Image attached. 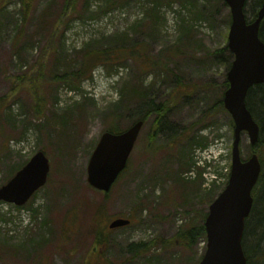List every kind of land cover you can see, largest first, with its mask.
I'll list each match as a JSON object with an SVG mask.
<instances>
[{"label": "rangeland", "instance_id": "obj_1", "mask_svg": "<svg viewBox=\"0 0 264 264\" xmlns=\"http://www.w3.org/2000/svg\"><path fill=\"white\" fill-rule=\"evenodd\" d=\"M112 1L77 0L74 10L63 18L58 37L60 39L61 33L64 34L65 49L73 55L72 59H76V53L87 45L132 28L139 33L138 42L149 43L150 55L168 50L184 38L188 45L180 60L188 81L196 85L211 83L216 85L219 95L224 92L229 70H226L223 58L216 61L202 58L205 49L219 50L228 43V15L231 13L226 4H219L217 21L211 26L208 21L194 17L206 6L204 0L199 1L198 7H193L190 0H176L173 7L162 9V20H157L153 30L149 24L154 22L147 17V12L145 17L142 2L110 9ZM209 1L215 4V0ZM65 2L34 0L33 10L24 20L21 0H13L9 9L0 14V96L8 95L10 102L0 114V184L11 168L28 163L39 151H44L50 160L52 179L51 184L36 193L26 210L0 206V264H85L94 241L87 228L92 214L100 207L103 210L98 219L104 227L115 218L130 219L132 223L113 232L108 252L102 260L94 259V262L191 264L190 260L204 255L206 241L187 250L169 240L180 228L196 219L192 211L208 212L212 200L226 187L221 184L209 188L203 178H187L196 162L201 161L199 148H206L215 140H223L231 167L233 119L228 111L220 110L208 117L207 127L195 125L191 128L200 119L205 102L197 106L184 105L172 120L178 132H187L195 138L192 148L186 142H180L170 150L151 146L145 129L132 153L129 170L108 197L92 189L87 182L90 158L102 134L113 124L116 108L124 103L121 113L125 115L130 107L116 90L136 79V62L130 60L121 69L123 76L118 83L104 76L98 68L94 79L83 81L80 90L68 84L56 87L50 82L41 91L40 115L35 113L36 101L27 88L13 92L17 76L32 75ZM186 26L193 28L184 33L182 29ZM45 59L50 79V72L55 71V57L48 55ZM154 82L155 76H149L146 85ZM158 82L157 89L163 91L161 79ZM213 95L210 91V95L203 94L201 98L208 101ZM130 126L125 119L119 123L122 131ZM163 141L165 144L167 140ZM241 145L243 158L248 159L252 147L247 133L243 134ZM263 192V188L259 193L255 189V207L263 203ZM79 201L86 202L85 207L82 206L80 227L74 211L67 219L68 210ZM252 218L248 223L254 231L257 221ZM141 243L143 246H138ZM132 244L135 246L130 248ZM245 244L246 249H250V244ZM255 263L263 264V257L251 254L249 264Z\"/></svg>", "mask_w": 264, "mask_h": 264}, {"label": "trees", "instance_id": "obj_2", "mask_svg": "<svg viewBox=\"0 0 264 264\" xmlns=\"http://www.w3.org/2000/svg\"><path fill=\"white\" fill-rule=\"evenodd\" d=\"M12 1L13 0H0V14L6 10ZM136 1L142 2L145 5V7L143 5V12L145 17V12H147V17L153 20L154 23L149 24L153 30L156 27L155 23L157 20H162V9L164 7H172L176 4V0H123L120 4L118 0H113L109 4V8H114L117 5L124 8ZM199 1L200 0H190V3L193 4V7H198ZM204 1L206 2V6H203L200 11L198 10L197 16L194 17L195 19L208 21L211 26H214L217 21V15L220 12L219 4L225 6V3L223 0H215V4L212 5L209 0ZM21 2L22 14L24 20H26L33 10L34 0H21ZM76 2L77 0H66L58 19L53 23V31L51 30L52 35L47 41L46 48L43 50L41 59L37 63L36 68L32 70V75L29 77L23 75L17 76L14 81V86L16 88L13 92L22 87L27 88L36 101L35 106L37 111H35V113L40 115L41 101L43 100L41 91L45 86L49 85L50 82L56 87L68 84L74 89H79L81 83L91 77L92 71L96 67L103 66L108 74H111L117 67L126 66L128 62L132 60L136 62V79L126 83L120 91L121 98L123 96L127 103L126 105L130 107L126 110L127 113L125 115L121 113L124 111L122 110V108H124L122 107L124 103H122L121 107L116 108L115 111L117 114L113 117V124L106 129V131L115 133L121 132L122 130L119 129V123L123 119L131 125L137 121H143L144 127L142 131L145 129L148 131V140L151 146L155 145L170 150L176 147L180 142H186L188 145H191L192 148L195 138L188 136L189 133L187 132H178L177 125L173 123L172 116L177 111L183 109L184 105L191 106L194 104L197 106L201 102H205V108L200 114V119L192 124L191 128L195 125L199 126V128L207 127L208 124L206 123L209 116H212L220 110L226 111L223 104V97L225 90L229 87L228 81H225L223 85L224 92L220 95L216 91L217 87L214 84L207 83L196 85L191 83L181 70L180 59L183 58L184 49L188 45L184 38L180 39L179 44L168 50H164L157 55H150L149 43L146 42V44H142L138 42L137 35H139V33H135L134 28L128 32L118 33L106 39L104 38L102 39L103 41H95L87 45L84 50L77 53L75 52L77 54L76 59H72L73 55L67 53L64 41L62 44L60 43L62 37L64 40V34L61 33L60 39L58 35L60 34L59 28L62 26L63 18L74 10ZM207 3H209L208 7ZM262 3L263 0L247 1L246 16L248 21L252 22L257 18ZM181 7L185 9L184 6ZM191 17L193 18V15H191ZM230 24L231 15H228V26H230ZM185 25H188V23ZM190 27L193 28V26ZM190 27L186 26L182 30L186 33L188 30H191ZM260 38L264 42V21L260 29ZM48 55H54V63L57 65H54V72L49 71L51 74L50 79L49 74L46 72L47 68L45 67L47 61L45 57ZM219 58H223L226 70L228 71L231 68L234 56L229 51L227 45L219 50L205 49V55L202 59L216 61ZM152 75L155 76V82L146 85L147 78ZM160 79L161 84H163V91L157 89ZM210 91L214 92L213 97L208 101H204L201 96L203 94L210 95ZM8 100V95L0 96V114L8 107L10 103ZM57 102H59V99H57ZM247 105L261 129L259 144L256 149L251 148L250 152V155L253 152H257L263 165V174L256 187L259 193L260 188L264 189V84L255 86L249 91ZM200 123L204 124L201 126ZM164 139L167 140L165 144L163 141ZM24 165L25 163L11 168L8 177L0 184V187L5 185ZM128 170L129 167L122 176H124ZM51 182L52 179L50 177L48 184H51ZM196 183L199 184L197 181ZM104 197L107 198L108 195L104 194ZM75 205L76 206L68 210L69 214L67 219H70V215L74 211V213H77L76 221L79 223L80 227L82 221L80 215L83 213L82 206L85 207L86 202L79 201ZM27 207L30 206L27 205L24 208ZM102 210L103 207H100L97 209V213L94 212V214H92L91 223L88 225L89 228H87V233L93 237L94 241L90 251V257L86 260L85 264H99V262H94L93 260H102L103 255L108 252L111 245L110 237L115 230L112 231L109 230L108 227H104L100 219H98ZM192 212L196 215V219L191 221L188 226L180 228L174 238L169 240L172 244L181 246L187 250H193L202 240L206 241L204 223L208 212H201L198 210ZM251 218L252 221H257V223L254 231L250 230L249 223L246 227L244 244L246 242L251 246L250 249H246L245 244L248 264L251 254H255L261 258L263 257L264 259V200L261 205L258 204L254 207ZM250 239L251 241H249ZM134 246L135 245L132 244L130 248ZM138 246H143V244L141 243ZM202 258L203 256L195 260H190V262L191 264H199Z\"/></svg>", "mask_w": 264, "mask_h": 264}, {"label": "water", "instance_id": "obj_3", "mask_svg": "<svg viewBox=\"0 0 264 264\" xmlns=\"http://www.w3.org/2000/svg\"><path fill=\"white\" fill-rule=\"evenodd\" d=\"M248 0H224L231 12L228 48L234 56L227 74L229 88L224 94L225 109L234 122L232 168L229 183L209 207L205 220L206 252L199 264H247L243 248L246 221L254 207L253 190L262 174L259 156L248 160L241 155L242 135L247 133L256 148L260 141V126L248 109L249 91L264 84V42L260 38L264 21V0L257 18L248 22L245 7ZM138 121L121 133L105 132L90 158L87 182L95 190L110 193L127 169L131 154L143 129ZM51 165L43 151L38 152L16 175L0 188V202L18 207L26 205L43 188ZM130 220H113L111 230L129 226Z\"/></svg>", "mask_w": 264, "mask_h": 264}, {"label": "built area", "instance_id": "obj_4", "mask_svg": "<svg viewBox=\"0 0 264 264\" xmlns=\"http://www.w3.org/2000/svg\"><path fill=\"white\" fill-rule=\"evenodd\" d=\"M205 157L208 158L210 161H213L215 164L217 163L220 167L219 173L215 174L211 177V182H217L220 183L224 181L223 176L227 172V169H225V162L222 160L223 156H225V150L223 149V146L221 143H217L213 146H211L208 150L204 152Z\"/></svg>", "mask_w": 264, "mask_h": 264}]
</instances>
